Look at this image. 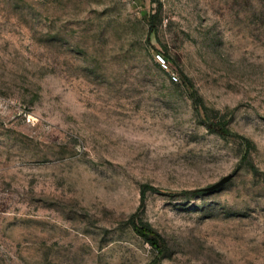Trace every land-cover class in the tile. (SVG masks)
I'll use <instances>...</instances> for the list:
<instances>
[{
	"label": "rangeland",
	"instance_id": "1",
	"mask_svg": "<svg viewBox=\"0 0 264 264\" xmlns=\"http://www.w3.org/2000/svg\"><path fill=\"white\" fill-rule=\"evenodd\" d=\"M0 264H264V0H0Z\"/></svg>",
	"mask_w": 264,
	"mask_h": 264
},
{
	"label": "trees",
	"instance_id": "2",
	"mask_svg": "<svg viewBox=\"0 0 264 264\" xmlns=\"http://www.w3.org/2000/svg\"><path fill=\"white\" fill-rule=\"evenodd\" d=\"M153 17V16H152ZM147 20L149 21L150 25L153 27L154 26V21L153 19H151L150 17H147ZM160 56L162 57V59H164V61H166L167 64L173 66L174 65V61L172 60V58L166 54L160 53ZM186 79V83L188 84V86L192 87L191 84V80L188 78V76H185ZM191 96L194 98L195 101H197L198 96H197V91L196 90H191ZM207 126L222 135H238V133L233 132L225 122L223 121H213V122H208ZM148 187H150L151 189H157L154 186H144L142 191H141V200L142 202L145 200V193L148 189ZM159 189V188H158ZM157 189V190H158ZM188 192H192V190H184L182 193H188ZM132 224H133V228L134 230L140 234L142 237H144L146 239L147 242H149L157 251L159 255H162L165 253L166 251V241L164 239V237L156 230L154 229L151 225L144 223V222H138L136 221L135 217H132L131 219Z\"/></svg>",
	"mask_w": 264,
	"mask_h": 264
},
{
	"label": "water",
	"instance_id": "3",
	"mask_svg": "<svg viewBox=\"0 0 264 264\" xmlns=\"http://www.w3.org/2000/svg\"><path fill=\"white\" fill-rule=\"evenodd\" d=\"M231 176L227 175L225 177H223L221 180H219L217 183L213 184L210 188H216L220 185H222L223 183H225Z\"/></svg>",
	"mask_w": 264,
	"mask_h": 264
},
{
	"label": "built area",
	"instance_id": "4",
	"mask_svg": "<svg viewBox=\"0 0 264 264\" xmlns=\"http://www.w3.org/2000/svg\"><path fill=\"white\" fill-rule=\"evenodd\" d=\"M160 58H162V57L160 56Z\"/></svg>",
	"mask_w": 264,
	"mask_h": 264
}]
</instances>
